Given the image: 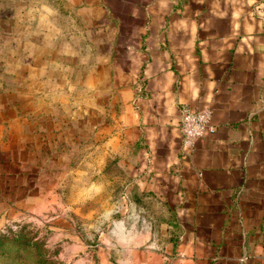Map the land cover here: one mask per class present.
I'll return each instance as SVG.
<instances>
[{
	"label": "crops",
	"instance_id": "obj_1",
	"mask_svg": "<svg viewBox=\"0 0 264 264\" xmlns=\"http://www.w3.org/2000/svg\"><path fill=\"white\" fill-rule=\"evenodd\" d=\"M70 3L113 46L106 92L137 167L67 163L64 124L33 104L35 72L20 87L0 68V189L65 206L49 226L64 264H264V0ZM183 106L212 111L214 130L190 151ZM84 173L109 192L83 198Z\"/></svg>",
	"mask_w": 264,
	"mask_h": 264
},
{
	"label": "rangeland",
	"instance_id": "obj_2",
	"mask_svg": "<svg viewBox=\"0 0 264 264\" xmlns=\"http://www.w3.org/2000/svg\"><path fill=\"white\" fill-rule=\"evenodd\" d=\"M44 5L51 6L54 11L43 13ZM59 7L64 8L63 12L58 11ZM0 10V68L8 70L7 74H14L13 77L3 76L4 81L23 87L27 85L26 70L35 72L34 80L29 81V86H34L33 104L38 109L48 107L49 114L64 124L60 135L67 139V163H76L78 168L136 166L131 156L133 152L124 148L121 128L110 110L106 92V68L113 48L107 42L106 30L91 29L90 22L80 21L70 0H0ZM46 21L51 22L49 46L46 29H43ZM83 176L86 180L76 186L83 198L91 200L92 194L109 192L104 189L97 193L89 182L90 173ZM67 183L69 185V181ZM2 184L1 181L0 186L5 188ZM3 190L0 189V235L36 236L45 243L52 262L64 264L60 237L58 233L52 234L49 226L58 227V218L65 206L58 202L38 204L39 199L32 196L17 200L18 192L9 195L10 198ZM58 192V188L53 191L57 201ZM74 196L73 185L67 189V201ZM4 200L5 204L1 202ZM71 206L67 208L74 212L69 209ZM80 207L86 211L92 206L83 204ZM4 250L0 264H36L34 248L17 249L7 243Z\"/></svg>",
	"mask_w": 264,
	"mask_h": 264
},
{
	"label": "built area",
	"instance_id": "obj_3",
	"mask_svg": "<svg viewBox=\"0 0 264 264\" xmlns=\"http://www.w3.org/2000/svg\"><path fill=\"white\" fill-rule=\"evenodd\" d=\"M181 112L179 128L182 134V150L190 151L197 139L214 130L211 125L212 111L210 108L192 109L183 106Z\"/></svg>",
	"mask_w": 264,
	"mask_h": 264
},
{
	"label": "trees",
	"instance_id": "obj_4",
	"mask_svg": "<svg viewBox=\"0 0 264 264\" xmlns=\"http://www.w3.org/2000/svg\"><path fill=\"white\" fill-rule=\"evenodd\" d=\"M9 243L10 245L16 247L17 249H28L34 248V256L36 257V264H55L48 257V250L45 249V243L40 241L36 236L28 237L25 234L18 233L11 237L0 235V256L5 253L4 247Z\"/></svg>",
	"mask_w": 264,
	"mask_h": 264
}]
</instances>
